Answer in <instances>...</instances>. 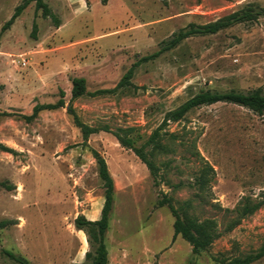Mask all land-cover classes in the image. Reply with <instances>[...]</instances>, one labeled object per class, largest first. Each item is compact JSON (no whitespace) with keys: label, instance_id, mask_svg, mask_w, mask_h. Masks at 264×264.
Masks as SVG:
<instances>
[{"label":"rangeland","instance_id":"1","mask_svg":"<svg viewBox=\"0 0 264 264\" xmlns=\"http://www.w3.org/2000/svg\"><path fill=\"white\" fill-rule=\"evenodd\" d=\"M45 1L59 27L32 2L4 31L22 0H0V111L30 114L38 103L57 102L61 90L66 102L30 123L0 118V142L16 151L0 150V222L15 221L0 228V264H18L4 248L32 264H86L91 248L75 219L80 214L99 219L105 201L93 149L106 159L115 182L110 264H216L211 255L259 249L264 205L231 231L226 226L235 214L226 209H235L245 195L264 199V115L218 102L170 122L161 130L164 148L154 158L157 177L114 133L134 127L140 145L169 110L202 90L264 89V15L216 34L191 36L138 65L131 84L118 87L137 60L191 23L258 11L264 0ZM76 76L87 79L89 91L118 87L73 101L82 121L99 128L87 140L68 110ZM206 162L215 173L201 189L196 177ZM165 195L177 206L193 200L191 214L218 222L220 236L194 262L189 242L180 235L174 239L170 209L159 205Z\"/></svg>","mask_w":264,"mask_h":264},{"label":"trees","instance_id":"2","mask_svg":"<svg viewBox=\"0 0 264 264\" xmlns=\"http://www.w3.org/2000/svg\"><path fill=\"white\" fill-rule=\"evenodd\" d=\"M32 2L35 3L37 10L43 11V15L45 17H52L57 27L61 25L60 19L52 11L51 7L45 0H22V2L16 6L11 18L5 22L2 30L5 31L9 29ZM260 15H264V7L260 8L258 11L252 8H248L244 11H236L206 24L198 25L196 23H191L189 28L183 29L175 33L170 39L163 41V45L160 49L137 60L124 74L118 84V87H124L131 84L135 68L138 65L143 62L154 60L163 53L178 47L185 39L195 35L216 34L236 23L258 19ZM36 30L37 23H34L33 31L36 32ZM117 88L89 91L88 81L85 77L76 76L72 79V97L71 102L68 105V110L73 116L75 124L81 129L85 140H87L91 134L97 133L99 128L88 125L82 121L73 106V101L85 95L99 96L102 94L112 93L116 91ZM218 102L236 104L247 108L258 115H264V89L262 87L249 91L232 90L219 92L202 90L192 95L178 107L169 110L165 114L160 127L155 129L149 138L140 145L137 144L138 139L133 136V133L135 132L134 127L120 129L121 132H115L114 134L120 144L128 149H133L148 165L152 174L157 177L159 168L156 165L154 158L156 156V151L164 148L161 143V130H163L165 126H168L170 122L181 121L195 108L212 105ZM65 103V91L61 90L60 98L55 103H38L33 107V111L30 114L0 111V118L3 116H15L27 123H30L35 120L42 111L55 110L60 107H64ZM0 150L13 154L16 152L15 149L2 142H0ZM93 154L97 159L99 175L105 188V201L99 219L92 220L87 218L86 215L80 214L75 219V226L77 229L84 231L88 237L91 249L86 252V264H110L107 232L110 228L111 215L115 201V182L110 174L106 159L95 149H93ZM212 172L215 173L214 167L210 163L206 162L205 166L196 177V182L199 184L201 189L205 188L209 183V176ZM159 205L168 206L175 218L173 224L174 239L180 235L191 245L192 253L189 262H194L198 256L208 252L214 241L220 236L218 222L216 219H200L198 216L190 213L191 208L194 206L193 200L187 199L177 206L171 197L165 195V197L159 201ZM263 205L264 199H255L252 196L245 195L235 209H226L227 211L235 214V216L227 223L226 230L231 231L235 229L244 218L254 214ZM14 223L15 221L13 219H4L0 222V228H5ZM3 252L7 258L17 262L18 264H32L28 258L14 252L13 250L4 248ZM211 258L216 264H254L264 259V240L262 245L256 251L240 255L221 252L217 255H211Z\"/></svg>","mask_w":264,"mask_h":264},{"label":"built area","instance_id":"3","mask_svg":"<svg viewBox=\"0 0 264 264\" xmlns=\"http://www.w3.org/2000/svg\"><path fill=\"white\" fill-rule=\"evenodd\" d=\"M23 63L26 64V60H24Z\"/></svg>","mask_w":264,"mask_h":264}]
</instances>
